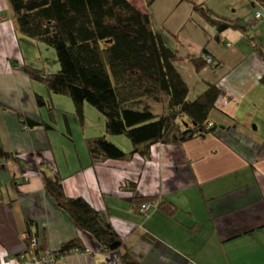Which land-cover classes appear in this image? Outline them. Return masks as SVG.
I'll return each mask as SVG.
<instances>
[{
  "label": "crops",
  "instance_id": "1",
  "mask_svg": "<svg viewBox=\"0 0 264 264\" xmlns=\"http://www.w3.org/2000/svg\"><path fill=\"white\" fill-rule=\"evenodd\" d=\"M134 2L151 13L177 51L191 97L219 82L222 93L210 113L218 127L184 142L156 143L149 157L136 153L141 172H132L124 159L94 163L88 137L107 129L98 125L79 138L68 113L75 106L61 105L62 93L17 64L39 65L34 50L43 59L45 43L19 31L8 0H0V143L12 154H0V264H24L29 220L53 249L81 237L83 247L54 264H125L121 242L144 264H264V0ZM197 2L205 9H197ZM212 13L243 26L231 24L219 33ZM205 53L217 60L199 67L196 59ZM38 92L52 105H41ZM22 115L52 126L27 127ZM124 140L132 149L133 142ZM105 164L127 168L126 180L140 175L138 193L171 199L177 211L169 214L157 204L137 210L118 192L122 179L115 187L105 178ZM46 174L61 178L67 194L88 198L122 241L106 248L80 230L48 188Z\"/></svg>",
  "mask_w": 264,
  "mask_h": 264
},
{
  "label": "trees",
  "instance_id": "2",
  "mask_svg": "<svg viewBox=\"0 0 264 264\" xmlns=\"http://www.w3.org/2000/svg\"><path fill=\"white\" fill-rule=\"evenodd\" d=\"M8 2L17 29L54 46L60 61L56 70L27 60L17 64L43 80L54 93L71 95L81 121L86 117L87 102L104 113L108 133L88 137L94 163L127 159L137 152L149 157L156 143L184 142L218 127L211 121L210 113L221 93L219 82H209L207 88L192 99L191 85L176 64L177 51L168 44L161 29L155 27L151 13L144 12L134 0ZM201 4L197 2L195 7L205 9ZM215 16L210 14L219 33L231 24L243 26ZM209 54L196 59L199 67L216 62L213 54V61L207 59ZM37 96L41 105H52L44 93L38 92ZM154 101L163 104L159 111ZM21 118L27 127L52 126L28 115ZM123 133L133 142L130 150L108 136ZM0 154L12 156L1 143ZM46 183L80 230L92 232L106 248H115L113 244L122 241L111 221L88 198L67 194L62 179L51 174H46ZM122 187L131 191L127 198L137 210L145 204L150 207L157 204L169 214L178 209L171 199L138 193V180H128ZM33 225L29 220L26 237L28 250L33 253L51 249L56 261L84 245L81 237L76 236L64 241L58 249L50 248L46 235L40 238L39 232L33 231ZM34 236L39 239L36 247L33 246ZM123 244L118 247L125 264H144Z\"/></svg>",
  "mask_w": 264,
  "mask_h": 264
},
{
  "label": "rangeland",
  "instance_id": "3",
  "mask_svg": "<svg viewBox=\"0 0 264 264\" xmlns=\"http://www.w3.org/2000/svg\"><path fill=\"white\" fill-rule=\"evenodd\" d=\"M215 17H217V16H215ZM42 51H43V59H41L40 55L38 54V50L37 49L34 50V53L37 54V57L33 56V61L37 62L39 64V66L46 67L47 69H49V68H51L53 70L58 69L60 66V61L58 58V53H57L56 48L54 46H51V45L45 43L43 48H42ZM195 91H197V90L194 89V92ZM190 92H191V90H190ZM227 92L229 93V91H227ZM200 94L201 93L194 95V97H192V99H196ZM223 94H225V92H223ZM223 94H222V96H223ZM189 95H190V93H189ZM58 96L63 97V99H58V102H61L60 103L61 105L69 107L70 105L73 104L75 106L74 100L71 97V95L66 94V93H62V94H58ZM60 100H62V101H60ZM153 104H154L155 109L158 111L160 110V107H162V105H163L162 103L156 102V101H154ZM89 105H90L89 106L90 109H88V111H87L89 119H88V125L86 126V129H85L84 122H82L80 120V116H79V114L76 113V111L75 112H68V113H70V117L72 119H75L72 126H75V124L78 125L77 130H76V135L79 138L83 132H85L86 130L96 129L98 125H100L101 128H103L105 126V129H107L106 117H105L104 113L101 110H99L96 106H94L93 104H89ZM104 133H108V132H104ZM108 136L110 139H112L114 142L118 143L123 148L128 146L124 139H126L127 141H132L131 138L125 133H123V134H109ZM126 148H128V147H126ZM137 154L144 156L140 152H137ZM134 155H136V153ZM134 155L132 157L124 159V160L130 161V163L132 165L130 167V169L132 172L133 171L138 172L140 167H141V169H140V172H141L142 171V166H141L142 162H140V163L136 162L137 160H136V158H134ZM109 160L111 162L121 161V159H109ZM101 162H106V161H100L99 163H101ZM105 165H106L105 178L112 181V183H114L115 187L117 186V184L119 183V181L121 179H122V181H121L122 185L127 183L128 180L125 179V176H127V171H128L127 168L120 167L119 165H108V164H105ZM137 176H138V178H140L139 177L140 175H137ZM138 178H135V180H138ZM121 188H122V190L119 189V191H118L119 193H122L123 195H125V194L130 195L131 194V191L128 188H123L122 186H121Z\"/></svg>",
  "mask_w": 264,
  "mask_h": 264
},
{
  "label": "built area",
  "instance_id": "4",
  "mask_svg": "<svg viewBox=\"0 0 264 264\" xmlns=\"http://www.w3.org/2000/svg\"><path fill=\"white\" fill-rule=\"evenodd\" d=\"M260 11L257 12V16H261ZM209 61H213V56L211 54L206 56ZM150 207L149 204L143 205L142 209L147 210ZM39 243L37 236L33 237V246L36 247ZM24 264H54L55 255L52 254L51 249L45 250L42 253H33L28 249L21 254Z\"/></svg>",
  "mask_w": 264,
  "mask_h": 264
},
{
  "label": "water",
  "instance_id": "5",
  "mask_svg": "<svg viewBox=\"0 0 264 264\" xmlns=\"http://www.w3.org/2000/svg\"><path fill=\"white\" fill-rule=\"evenodd\" d=\"M113 246L115 247V246H117V244H116V243H114V244H113Z\"/></svg>",
  "mask_w": 264,
  "mask_h": 264
}]
</instances>
